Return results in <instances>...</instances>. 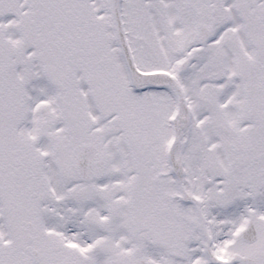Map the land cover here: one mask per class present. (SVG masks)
Masks as SVG:
<instances>
[{"label":"snow or ice","instance_id":"1","mask_svg":"<svg viewBox=\"0 0 264 264\" xmlns=\"http://www.w3.org/2000/svg\"><path fill=\"white\" fill-rule=\"evenodd\" d=\"M0 264H264V0H0Z\"/></svg>","mask_w":264,"mask_h":264}]
</instances>
